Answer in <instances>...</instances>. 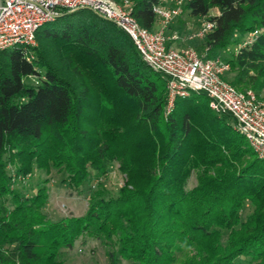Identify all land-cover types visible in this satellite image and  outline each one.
<instances>
[{
    "label": "trees",
    "instance_id": "trees-1",
    "mask_svg": "<svg viewBox=\"0 0 264 264\" xmlns=\"http://www.w3.org/2000/svg\"><path fill=\"white\" fill-rule=\"evenodd\" d=\"M129 2L153 30L159 0ZM183 11L215 24L206 57L235 47L222 59L235 73L230 84L259 96L264 0H188ZM35 41L0 52V201H11L0 203V264H61V250L83 236L102 243L110 264H264V160L229 116L215 115L203 93L177 99L166 115L165 79L124 32L88 11L41 27ZM5 156L15 178L53 168L76 190L116 163L124 184L113 198L90 199L83 216L51 222L45 186L17 193Z\"/></svg>",
    "mask_w": 264,
    "mask_h": 264
},
{
    "label": "built area",
    "instance_id": "built-area-1",
    "mask_svg": "<svg viewBox=\"0 0 264 264\" xmlns=\"http://www.w3.org/2000/svg\"><path fill=\"white\" fill-rule=\"evenodd\" d=\"M170 1V6L162 2ZM188 0H159L153 7L157 17L156 30L140 26L131 14L128 0H1L0 52L15 47L36 46L35 34L66 14L88 11L110 22L124 32L137 48L144 63L166 81V115L174 110L175 101L191 93H203L209 108L217 116L227 115L233 129L241 135L256 157L264 160V91L258 96L253 90L239 91L225 79L230 66L221 58H207L194 49H176L166 30L181 14ZM215 24L203 20L191 38L204 39ZM249 36L243 46L253 41ZM173 39H176L175 37Z\"/></svg>",
    "mask_w": 264,
    "mask_h": 264
},
{
    "label": "rangeland",
    "instance_id": "rangeland-1",
    "mask_svg": "<svg viewBox=\"0 0 264 264\" xmlns=\"http://www.w3.org/2000/svg\"><path fill=\"white\" fill-rule=\"evenodd\" d=\"M114 1L119 2L120 0ZM217 13V10L213 9L211 16ZM181 16L185 17L187 21H189L191 27L189 26V28L187 27L184 29L181 34H179V37L181 36L184 38L185 36L186 40L193 41L196 38L193 39L191 37L198 32L202 21L207 20V18H193L184 11L179 18ZM172 24L168 26V29L172 26ZM191 48L198 52V54L203 53L204 48H206L204 40L198 39L197 44L193 43ZM232 49H235V47ZM232 49L225 55L221 54L222 59L227 60L229 55L233 53ZM234 77L235 73L231 71L226 74L225 79L228 82H231ZM26 83L35 84L36 80L35 78H28ZM229 122H231V119H229ZM4 159L7 165V174L11 177L12 189L20 195L26 198L32 197L38 189L45 186L48 198L46 204L42 208V212L51 222L59 221L65 217L83 216L88 208L90 199L94 197L103 199L113 198L117 195L120 187L124 184V176L120 173L118 164L116 163L108 164L106 174L101 177H97L94 173H90L84 184L75 190L69 188L63 182L66 178L64 171H58L51 168L49 172H46L34 166L31 175L15 178L14 168L8 162V157L5 156ZM195 183V177L192 176L188 183V189L194 187ZM0 203L8 207L11 205L9 197L3 199ZM251 213L252 206L249 203H246L244 210L241 213L242 221ZM226 240L227 232H223L222 242L224 243ZM59 261L61 264H110L106 255V250L102 243L97 239L89 238L87 236L79 238L71 247L62 249ZM117 264L129 263L119 260ZM236 264L250 263L246 260L238 259Z\"/></svg>",
    "mask_w": 264,
    "mask_h": 264
},
{
    "label": "crops",
    "instance_id": "crops-1",
    "mask_svg": "<svg viewBox=\"0 0 264 264\" xmlns=\"http://www.w3.org/2000/svg\"><path fill=\"white\" fill-rule=\"evenodd\" d=\"M162 4L164 6H170L171 2L170 1H167L164 3L162 2ZM186 13H188V12H186ZM188 15H189V13H188ZM216 15H218V13L215 15H212V16H216ZM190 17H192V16H190ZM189 26L191 27V24L189 23V21H187V19L185 17L181 16L179 19H177L172 24V26L169 29L166 30L167 36L171 39L169 41V45L171 47L176 48V49H186V48H191L193 43L197 44L198 39H194L193 41H188L185 39V36H184V38L181 36L179 37V34H181V32L184 29H186L187 27L189 28ZM157 28H158V26L156 24V26L154 27L153 30H156ZM174 37L176 39H173ZM206 51H207V48H204V52L199 54V55H206Z\"/></svg>",
    "mask_w": 264,
    "mask_h": 264
},
{
    "label": "water",
    "instance_id": "water-1",
    "mask_svg": "<svg viewBox=\"0 0 264 264\" xmlns=\"http://www.w3.org/2000/svg\"><path fill=\"white\" fill-rule=\"evenodd\" d=\"M0 6H1V0H0Z\"/></svg>",
    "mask_w": 264,
    "mask_h": 264
}]
</instances>
